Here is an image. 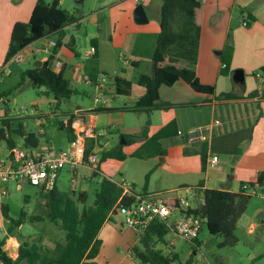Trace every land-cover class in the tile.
Returning a JSON list of instances; mask_svg holds the SVG:
<instances>
[{"label": "crops", "instance_id": "1", "mask_svg": "<svg viewBox=\"0 0 264 264\" xmlns=\"http://www.w3.org/2000/svg\"><path fill=\"white\" fill-rule=\"evenodd\" d=\"M37 1L0 0V45L7 43L8 39L11 40L12 31L17 22H28L30 20ZM200 1L202 5L201 36L196 70L200 81L203 84L215 87V92L213 94L198 93L183 81H179L173 86H162L160 88L161 102L170 104L171 108L146 112L149 115L147 122L149 125L148 135L152 137L172 121L176 122L179 134L162 140V145L166 150L165 155H157L148 159L136 158L152 162V165L147 169L141 186H138L134 181L129 182L133 186L134 192L140 196L145 195L155 199L160 197V199L167 201L187 197L188 206L185 210L195 208L202 203V193L205 190L239 192L243 183L257 181L259 173L264 172V80L260 71L261 67L264 66V0ZM47 2H51V0ZM142 4L146 9L149 22H151L150 8L147 9L145 6L148 2L145 1ZM137 5L139 4L136 0H119L113 2L110 9H108L111 26L113 27L110 38L112 49L130 48V51L137 53L138 48L143 46L145 41H148L149 36L158 39L160 32L156 30V27L149 29L147 25H137L134 13ZM104 10L101 9L98 13L102 14ZM236 12H239L240 15L237 16L243 19V23L242 26H237V53L235 51L231 63L234 64L236 58L237 61L240 60L243 57L242 55L246 56L243 57L245 59L244 64H237V68L234 69H244L245 80L248 77L251 78L252 75L255 77V86H252L250 90L244 88L237 91V87H232L230 84L226 88V84L230 82V79L234 82V72L231 75L230 65L223 62L222 53L225 48L221 36L224 33L221 32L218 25H221V27L227 25L226 30L231 28L232 19L235 17ZM96 13L93 11L90 13V23L97 24L100 22L101 19ZM244 23H248V25L245 26ZM65 31L64 44L52 60L53 64L56 60L63 61L64 67L62 70L55 71H64L71 87L74 83L77 84L80 79H85V77L88 83L90 78L95 76L96 80L100 81L104 70L99 65L94 64L102 59V49L99 48L98 38L91 40L92 49L95 50L94 57L86 59L85 56L81 57L76 49L67 46L71 35L76 38L75 46L78 44L76 33L72 31L71 27L66 28ZM52 36L56 37V42L58 35L52 34L48 36L49 38L39 40L28 47L33 48L34 44L41 43L40 52L42 53L38 54L44 53V55L37 61L41 65L52 56L53 46L55 45V42H52L53 40H49ZM46 43H49L48 47H46ZM242 45L247 46L249 51L243 48ZM92 49L87 50L86 53ZM215 51H218L217 55L214 54ZM217 56H221L220 59ZM4 59H6L5 49L1 47L0 62ZM79 60H83L82 63H79ZM124 64L133 67L139 66L137 60H126ZM224 65H226V68L223 67ZM98 83L101 88L106 86V83L102 81ZM90 85L97 87L95 84ZM145 92L146 89L142 95L136 96L131 91L129 96L135 104ZM224 94H231L232 97L225 98ZM74 115L80 117L72 124L75 135L80 134L87 137L89 124H93L97 129L95 138L88 139L94 143L93 152L99 153L101 151L103 154V152L116 149L117 146L128 144L126 142V144L120 145L121 140L120 142H114L108 138L109 134L107 132L100 133L94 122L96 119L94 114H87L79 109L75 111ZM83 117L87 119V123L83 121ZM69 119L70 117L60 122V125L68 130L70 128ZM5 137L10 139L9 130L6 132L5 129ZM137 139L139 141L131 145V152H126L125 146L123 147V152L127 155L125 161L109 158L113 169H123L125 162L130 158H135L132 155L139 151L145 143L143 136L131 140L133 142ZM98 140H101V142H98ZM203 153H206L205 161L202 158ZM213 157H218L219 168L208 167ZM230 171L233 178L226 183L223 181L224 175ZM115 173L116 171L111 175L107 174L105 177L115 181L112 178ZM149 173L150 179L147 188H145L146 176ZM219 183H221L222 188L219 187ZM237 183L239 189L230 190V187L234 184L237 185ZM190 188H199L200 192L191 195L187 192ZM111 224L116 223L113 221L105 223L99 233L100 240L106 228ZM116 231L112 232L113 237L118 236ZM136 238L137 242L132 247L138 244L139 238L137 235ZM11 239L17 238L12 237ZM118 240L124 241L122 236L118 237ZM173 244L174 242H171V245ZM165 245L167 246L166 242ZM192 245H200L199 237ZM19 246L18 243L13 248L18 250ZM6 248H8L7 245ZM17 256V252L12 254L13 259H16ZM128 258V252L123 254L117 247L106 248L102 242L98 256L94 260H86L84 264H130Z\"/></svg>", "mask_w": 264, "mask_h": 264}, {"label": "rangeland", "instance_id": "2", "mask_svg": "<svg viewBox=\"0 0 264 264\" xmlns=\"http://www.w3.org/2000/svg\"><path fill=\"white\" fill-rule=\"evenodd\" d=\"M116 1L119 0H84L82 3H76L75 0H61L62 9L69 12L79 10L80 16H83L81 22H79L81 23V27L74 31L78 37V44L73 47L74 50L76 49L81 54V57L85 56L87 54L86 51L92 49L91 40L98 38L99 48L101 47L102 49V59L94 64L99 65L104 70V74L100 77V80L106 83L105 87L98 88L97 90V87H100L99 83L96 85L97 87H94L85 80L87 79L85 77V79H80L77 84H73L71 88L74 93L69 97L60 98V101H56L53 95H47L46 88L33 87L30 79L24 73L28 69L34 68L37 61L43 57L44 53L38 54L42 53L40 52L41 43H36L33 45V48H28L21 52L23 60L20 62L15 59L6 65L5 59L0 62V67L5 66V72L0 80V129L4 127L3 122H8L10 126V139L15 142V148H23L32 152L68 149L70 131L61 126L60 122L70 117L79 109L87 114H94L96 117L94 122L99 132H107L109 134L108 138L112 141L120 142L122 137H127L129 144L124 145L126 152H131V145L139 141L137 139V141L132 142L131 139L143 136L144 130L149 126L147 123L149 115L145 111H135L134 101L129 95L117 94L114 77L120 76L129 80L132 82L133 95H142L145 88L140 86L138 81L141 75H153L154 73V54L157 40L149 36L148 41H145L144 45L138 48L139 51L137 53L130 51V48L112 49L110 47V38L113 27L111 26L112 23L110 22L108 9ZM142 1L137 4L147 1L148 4L145 6L147 9L150 8L151 13V22L143 25H147L149 29L156 27V30L160 32V9L163 0ZM101 9H105L102 14L98 13ZM92 11L97 12V16L101 19L97 24L90 23L89 16ZM238 13L236 12L235 17L232 19L231 28L226 30L227 25H222V27L218 25L221 32L224 33L221 36L225 48L222 53L223 62L230 65L229 70L231 75L238 70L234 69L237 68V64H244L245 59L243 57H246L242 55L243 57L240 60L237 61L236 58L235 63H231L235 51L237 53V26H242L243 23V19L237 16L240 15ZM137 25L141 24L137 23ZM49 40L55 42L56 37L52 36ZM10 41L8 39L7 43L0 45V48L5 49V56L8 53ZM48 45L49 43H46V47ZM242 46L248 50L247 46ZM217 52L215 51L214 54L217 55ZM220 57L217 56L219 59ZM126 60H137L139 66H126L124 64ZM82 61L79 60L78 62L82 63ZM241 70L245 72L244 69ZM261 76L264 80L262 72ZM255 82L256 80L253 75L251 78L248 77L245 80V85L236 84L230 79V82L226 84V88L230 84L232 87H237V91L244 88L250 90L252 86H255ZM96 91L100 92L103 98L107 100L105 106H98L95 103ZM100 107L105 110L91 112ZM21 127L25 135L32 133L39 138L38 148L30 149L25 147L24 136L19 133ZM5 129L8 132V129ZM84 138L87 143L89 137ZM98 142H101V140H98ZM9 150L7 140L0 139V154L3 158L7 157ZM101 154L102 152L100 151L98 153L99 157ZM151 165L152 162L130 158L123 165V169H113L109 159H106L101 163L100 173L95 176L94 172L97 165L82 166L75 176L66 167L59 178L58 190L61 194L70 196L73 199H77L84 192L87 194V206H92L95 201L94 192L99 186L101 177H105L107 174L111 175L116 171L115 175H112L115 182L122 184L134 181L138 186H141L140 184H143L144 175ZM231 173L230 171L224 175V182H230L229 176H232ZM220 184L219 187L222 188ZM238 189V183L230 187V190ZM40 193V188L30 184H24L18 188L16 183H12L10 186V196L3 201V204H9L11 209L10 215L13 219L18 220L23 210L27 214V221L19 229L15 230V237L17 239L14 240L18 241L16 242L17 245L23 241L39 243L42 240L44 246L53 248L55 247V242H62L65 239V231L59 225L48 221L49 208L45 204V199L40 196ZM26 197H30V200L26 201ZM156 199L159 200L160 197ZM2 205L0 206L1 239L8 235L7 223L2 216ZM33 216H40L44 221L31 222L29 219ZM123 221L124 215L119 213V216L113 221L116 224H111L106 228L102 235V239H104L101 240L103 246L106 248L117 247L123 254H126L127 252H132V246L137 242V238L133 230L123 225ZM113 231H116L117 237L112 236ZM120 236L123 237L124 241L118 240ZM237 237L238 243L236 246L221 247L220 243L223 241V238L218 235H212L208 231L207 224L204 221L199 234V246L192 245L194 242H187L170 231L166 236L167 246L159 244L157 248L163 249V255L166 257L171 255L177 257L173 264H187L190 260H192V264H264V197L262 195L258 194L251 198L247 211L239 222ZM15 241L14 243L9 239L7 241L8 248L5 251L11 257L14 252L18 254L17 248H13L17 246ZM171 242H174V244L171 245ZM128 259V263L136 264L137 259L135 257L131 258L129 256Z\"/></svg>", "mask_w": 264, "mask_h": 264}, {"label": "trees", "instance_id": "3", "mask_svg": "<svg viewBox=\"0 0 264 264\" xmlns=\"http://www.w3.org/2000/svg\"><path fill=\"white\" fill-rule=\"evenodd\" d=\"M201 10L200 0H163L160 9V33L157 39V48L154 54L153 75H141L138 84L146 89V92L135 103V111L154 112L171 108L170 104L160 100V88L173 86L179 81L189 84L193 90L203 94H213L215 87L203 84L197 76V56L201 36ZM83 16L80 11L69 12L61 8V0H38L32 16L28 22H17L14 25L5 65L15 56L27 49L33 43L46 39L52 34L58 35L52 50V56L42 64L28 69L27 76L33 87L46 88L47 95H53L56 101L69 97L74 93L70 81L65 77L64 71H55L50 67L54 56L63 46L66 38V28L81 22ZM260 71L264 74V66ZM91 84L97 85L99 80L90 78ZM101 81V80H100ZM116 92L119 95H131L132 82L116 76L114 77ZM225 98L232 97L224 94ZM199 106V105H198ZM103 108L92 110L103 111ZM74 114L70 116V137L73 140L76 135L72 124L79 120ZM87 123L85 117L82 118ZM0 129V139L7 140L10 149L15 148V142L5 137V128L9 130L8 122ZM25 139L26 148H38L39 138L35 134L25 135L23 128L19 132ZM97 129L93 124L88 125L87 137L94 139ZM179 130L175 121L161 128L155 135L149 137L148 128L143 132L145 143L142 148L132 156L139 159H148L157 155H165L166 150L162 140L175 137ZM88 141V140H87ZM129 144V140L125 137ZM94 143H86V155L93 153ZM124 146L103 152L95 169L94 176L99 174L100 164L106 159L112 158L125 161L127 155L123 152ZM205 161L206 153L202 154ZM206 168V166L204 165ZM150 179V173L146 176V187ZM251 186L264 189V172L259 173L257 181L250 182ZM245 184V183H244ZM243 184V185H244ZM200 192L196 188V193ZM40 196L46 201L49 208L48 217L51 223L59 225L65 231V239L55 242V247L49 248L39 243L22 242L18 249V257L13 259L5 251V246L10 237H15V230L19 229L26 221L27 214L23 210L20 218L15 220L10 215L9 204H3L1 211L7 223V232L4 238H0V261L3 264H84L86 260H94L102 245L99 233L107 222H112L118 217L119 206L129 205L140 196L134 192L131 185L130 195H124L122 184L107 177H101L98 188L94 192L95 201L92 206H87V194L82 192L77 199L63 195L58 190L46 192L41 190ZM143 197H147L143 195ZM253 196L244 192L241 186L239 192L226 190H205L202 193V203L195 208H189L188 213L199 216L207 224L208 231L212 235L223 238L221 247H234L238 243L237 228L239 220L246 213ZM122 199V200H121ZM30 197H26L29 201ZM120 202V203H119ZM112 214V215H111ZM32 221H44L40 216H33ZM170 228L163 222H153L145 235L139 237L138 244L133 247L132 254L145 264H173L177 257L164 256L163 249L157 248L159 244L165 245L166 236ZM187 264H192L190 260Z\"/></svg>", "mask_w": 264, "mask_h": 264}, {"label": "built area", "instance_id": "4", "mask_svg": "<svg viewBox=\"0 0 264 264\" xmlns=\"http://www.w3.org/2000/svg\"><path fill=\"white\" fill-rule=\"evenodd\" d=\"M136 1L140 3L142 0ZM244 25L247 26L248 23H244ZM94 55L95 50L93 49L85 55V58L91 59ZM14 59L19 62L23 60L20 53ZM53 67L55 70H62L64 63L63 61L56 60ZM223 67L226 68V65ZM4 72L5 66L0 67V80ZM89 83L91 84L90 80ZM98 88L101 89V87H97V90ZM95 103L98 106H105L107 100L103 98L100 92L96 91ZM85 155L86 140L80 134H77L73 140H70L69 147L66 150L32 152L23 148H13L9 150L6 158L0 155V206L3 204L4 199L10 196V186L12 183H16L18 188L24 184H30L49 192L54 190L58 185L61 173L66 167L75 176L80 167L94 166L99 163L98 152H93L88 160H86ZM218 164V157H213L208 167L219 168ZM251 184L245 183L242 185L243 191L251 196L260 194L264 197V189L258 186L252 187ZM122 187L124 188V195H130L131 185L124 182L122 183ZM187 192L195 195L196 189L190 188ZM187 206V197L167 201L138 196L136 201L129 205L119 206L118 204L116 210L118 211V216L119 213L124 215L123 225L133 230L139 237L145 235L153 222L159 220L185 241L194 242L198 239L202 230L203 219L188 213V210H185ZM11 238L9 240L14 243L15 240ZM129 256L131 258L134 257L132 252L129 253ZM0 264L3 263L0 261ZM136 264L145 263L137 260Z\"/></svg>", "mask_w": 264, "mask_h": 264}, {"label": "water", "instance_id": "5", "mask_svg": "<svg viewBox=\"0 0 264 264\" xmlns=\"http://www.w3.org/2000/svg\"><path fill=\"white\" fill-rule=\"evenodd\" d=\"M83 1L84 0H75L76 3H82ZM134 13H135L136 23L141 24V25L149 23V18H148L146 9H145L143 4L137 5ZM80 27H81V23H78V24L72 26L71 29L74 32L77 29H79ZM75 44H76V38L74 35H71L68 42H67V46L70 48H73L75 46ZM36 66L41 67L42 65L40 63H36ZM49 66L52 67L53 63L51 62ZM233 80L236 84L244 85L245 84V72L241 69L236 70L234 72V75H233ZM124 144H126V141H125V138L122 137L120 145H124ZM229 178L232 179L233 177L229 176Z\"/></svg>", "mask_w": 264, "mask_h": 264}]
</instances>
